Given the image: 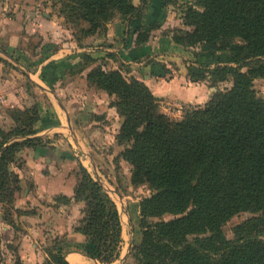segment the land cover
<instances>
[{
	"label": "trees",
	"instance_id": "obj_1",
	"mask_svg": "<svg viewBox=\"0 0 264 264\" xmlns=\"http://www.w3.org/2000/svg\"><path fill=\"white\" fill-rule=\"evenodd\" d=\"M52 1L65 21L81 26L88 36L116 13L139 19L149 0ZM167 1L160 0L162 6ZM198 6L184 18L192 30L174 31L172 41L184 50L198 45L201 52L225 53L228 64L212 74H221L218 81L232 78L230 89L202 107L187 106L182 119L172 121L160 113L144 83L120 70L98 65L86 76L90 85L113 97L110 105L123 119L117 140L126 144L121 157L131 167L132 184L152 191L139 203L142 229L130 254L133 264H264V99L252 89L255 78H264V0H199ZM146 39L142 35L135 46ZM9 112L13 126L8 131L0 127V203L12 199L18 175L10 165H21L20 152L47 144L34 137L39 132L35 124L43 118L40 109L34 105ZM78 170L72 199L84 203L83 217L65 241L55 237L45 264H68L69 252L103 264L119 257L116 205L86 169L79 165ZM243 212L253 216L235 226L233 240L226 239L223 225ZM166 214L175 218L162 220ZM148 218L160 220L148 223Z\"/></svg>",
	"mask_w": 264,
	"mask_h": 264
},
{
	"label": "rangeland",
	"instance_id": "obj_2",
	"mask_svg": "<svg viewBox=\"0 0 264 264\" xmlns=\"http://www.w3.org/2000/svg\"><path fill=\"white\" fill-rule=\"evenodd\" d=\"M155 1L153 4L157 6L156 8H163L164 11H166L165 17L158 19V21L149 22L146 25H151V27L144 31L139 30L135 32L134 29L141 25H139L140 23H134L130 29L135 38L134 41L141 39L142 35L147 37L146 41H149L153 34H155L154 37L157 39L161 38L160 35L169 36L171 38L172 33L176 30H192L191 26L185 25L184 18L189 8L200 10V7L198 6L199 0H168L167 4L164 6H162L160 0ZM32 7H34V9H31ZM58 9L59 6L54 4L52 0H3L2 9L0 10V18H13V20L14 18L25 19L34 17L33 15L35 14L36 18H39L44 22L47 21L45 23L47 26L43 27L41 30L46 31L48 27H54L55 35H53L56 39L63 41L64 38H71L74 45L76 43L77 46H88L89 54H82L83 58L81 59V66L70 72V76L68 78L73 79V82L76 81V77L78 78V74L81 73L82 70H86V72H88L90 69L98 65L109 70L113 66V61L108 58L112 56L115 59V55L112 54V52H115L111 47L112 44H110V40L107 41V39L103 37L101 41H99V45H93V42L96 41L95 37L97 36L98 38L103 35L110 23L114 22V20H120L125 23V21H130L131 19L139 21L140 18H144V12H142V16L138 20H136L137 16L131 17V15L126 16L124 17L125 19H123L122 15L116 13L114 17L106 23L102 30L98 33L96 32L86 36L83 32H81V26H75L72 22L65 21L66 18L64 15L60 16L58 14ZM173 20H175V23H172ZM14 23L6 26L0 25V79L8 78L11 82H23L22 86L25 90V94L28 95V98L32 103L36 100L46 103V95L36 90L34 86H32L30 82L21 75L19 70L12 67L11 64L13 62L14 64L23 66L24 70L28 71L29 69L33 70L38 68L39 64L43 62L44 58L48 56L49 51H51L55 45L53 46L45 43L44 46H42L41 39H39V37L33 32L36 28L32 26L30 22H27L24 25H21V22L19 21H14ZM52 23L54 24L52 25ZM83 29H86V27L84 26ZM146 31H148L147 34H145ZM11 36L14 40L19 39V41L16 40L14 46L9 45V39ZM157 39H152V42ZM120 41L123 44L124 38ZM126 44L128 43L126 42ZM40 47L41 49H43V47L46 49L49 48V50H45L43 52L44 56L41 55L39 57L37 56V49ZM104 48L111 50L103 51ZM99 49L102 53L98 54V52H100ZM2 50H7L9 54L2 52ZM43 53L41 51V54ZM162 54L163 56L161 57H163L164 60L159 63L162 67L161 73L153 72L151 75L153 80L151 78L149 79L150 84L153 85L152 88L155 86L159 90L161 82H167L172 80L174 77H178L177 81L179 83L181 82L183 88L185 89L184 97H174L172 95L164 96L161 93L154 92L152 90V92H154L152 95L158 100L160 113L172 121H179L182 119L184 109L187 106L202 107L217 92L226 91L232 86V78L230 75L224 77V80L218 81L221 74H212L216 67H222L228 64L227 55L223 52H201L199 46L196 45L189 47L187 50H184L180 46V48L168 50ZM142 55L146 56L144 54ZM164 57H166V59ZM168 57L169 59H167ZM152 58H145L146 63L147 61L154 63ZM134 59L139 60L140 56L136 55ZM7 61L11 62L8 63ZM27 61H30V64H28ZM50 66L54 67V63H51ZM59 67L56 66L53 68L56 69V76L59 77L57 82L61 80ZM126 67V65H118L114 68L120 70L126 78H133V76L128 77L129 68ZM246 71L247 69L243 68L241 72L246 73ZM65 78L67 79V77ZM65 78H63V80H65ZM140 79L137 80L144 83L146 86V81L148 79L142 77ZM86 84L89 89L91 88L89 91L101 93L102 96L110 98L109 105L112 101H114L112 96L96 89V87L90 85L87 80ZM195 88L203 91L202 99L196 100L195 97H193L194 93L188 92L190 89L192 90ZM148 89L150 90V88ZM252 89L257 97L264 99V78H255L252 82ZM16 91H18L16 92V95H18L20 89H17ZM33 91H36L37 94L34 95ZM106 102H108V99ZM38 104L39 103H36L35 106L40 109ZM110 108H113L109 112L110 121H112L111 128L113 130L109 131V136L104 139L103 143L97 138L90 136L91 142L94 143V141H97L99 146L103 147L101 153L99 154V158L102 161L101 164L103 171L100 170L101 173H96L93 171L88 162L86 165L93 176L98 175V178L102 181L103 189L116 205L119 216L121 217L119 219L122 231L120 254L127 255L133 264L130 252L132 253L134 244L139 242L140 231L142 229L141 224L139 223V203H141V201L145 198H149L152 195V191L147 187V185L132 184L131 167L121 157V153L126 147V144L119 143L117 140L123 119L119 116L115 107L110 105ZM13 109L19 108H11L10 110H6V113L3 111L2 113H5L6 116L10 117L9 111ZM40 111L43 117L44 111L42 109H40ZM23 119L24 117H22V122ZM40 122H36L35 129H39L40 126H44L42 123L40 125ZM12 126L7 127V124L4 123H1L0 125V127H2L5 131H8V129ZM40 138L43 141H47V138H45L44 135ZM86 138L88 139V137ZM61 155L64 158H68L70 160L74 159L77 162L79 161L78 157L69 153L67 150L62 151ZM81 158L84 159L82 156ZM20 160L23 161L22 157H20ZM78 166L79 164L75 165V169H73V166H68L63 175L72 176L75 182H77L79 174ZM10 169H12L14 173H17L18 182L13 183L12 188L14 191L11 201L8 203H0V264H31L33 259L35 264H45V262L49 259L48 248L50 249L51 245L54 243L55 237H60L61 242L66 239V235H64V233L59 234L58 232L62 231V229L64 230V228H75L79 225V222L83 217L84 203L76 202L72 199L76 185V183L70 185L73 181L72 179H70V183L67 185L56 188V191L58 190L62 191V193L68 192L72 194L71 197L63 195L62 193L57 194V197H67L71 199L69 203H66L62 199L56 200V195L53 194L55 190L43 193V191H39L37 187L30 184V182H27L29 179L26 174L27 172H24V170L22 171L21 165H18V161L16 164L10 165ZM46 188L48 187H42V189ZM46 211L50 215H47L45 213ZM40 212H43L44 217L38 219L37 216ZM252 216V214L247 212L238 213L232 216L222 227V231L226 239L233 240L235 226L245 222ZM172 218L175 217L166 214L161 219L167 221ZM159 220V218H148L147 222L154 223ZM38 221H40V229L35 231L36 227H34V225L37 226ZM207 235L208 234H205L203 237ZM261 241L264 242V236L261 238ZM22 244H25V247L21 248ZM32 244H35L36 247L39 248V260L36 258V254L32 253L33 249H31L30 246Z\"/></svg>",
	"mask_w": 264,
	"mask_h": 264
},
{
	"label": "crops",
	"instance_id": "obj_3",
	"mask_svg": "<svg viewBox=\"0 0 264 264\" xmlns=\"http://www.w3.org/2000/svg\"><path fill=\"white\" fill-rule=\"evenodd\" d=\"M154 1L155 0H149L147 2L143 14L144 18H140L139 21H125L124 23L120 20H114V22L108 25L103 35L98 38L97 36L95 37L96 41L93 42V45H99V41L105 37L107 41L110 40V44H112L111 47L115 52H112V54L115 55L113 68L118 65H126V68H129V71L127 70L129 73L128 77L133 76V78L136 79H140L141 77L148 79L146 81V86L150 88L151 92L153 90L164 96L172 95L174 97H184L185 89L181 82L179 83L177 81L178 77H174L167 82H161L159 90L155 86L152 88L153 85L150 84L149 80L153 72L161 73L162 67L159 63L164 60L163 57H161L163 56L162 53L168 50H175L176 48H180V46L174 44L169 36L160 35L161 38L157 39L154 37L155 34L151 36L149 41H146L140 46H135L134 44L135 38L130 31L134 23H140L139 25L143 26L149 22L158 21V19L166 15V11H164L163 8H156L157 6L153 4ZM2 5L3 0H0V10L2 9ZM31 9H34V7ZM33 16L34 17L25 19L14 18V20L13 18H0V25H11L14 21L21 22V25L30 22V24L36 28L33 32L41 39L42 46H44L45 43L48 45H55V47L49 51L48 56L44 58L43 62L39 64L38 68L33 70L29 69L28 71L24 70L23 66H19L13 62V65L11 64L12 67L19 70L21 75L24 76L36 90L46 95L47 101L43 103L36 100L32 103L28 95L25 94V90L22 86L23 82L15 83L13 80V82L8 80V78L0 79V125L4 123L9 127L13 124L10 117L5 115L6 110H10L11 108H29L39 103L40 109L44 111V116L41 119L40 125L42 123L44 126H40L39 132L36 133L34 137L40 138L44 135L48 142H46L47 144H45L46 146L44 147L24 148L20 152L19 157H22L23 160L21 161V169L22 171L24 170V172L26 171L29 177L27 182H30V184L37 187L39 191H43V193L55 190L53 194L57 197L58 193H62V191H56L57 187L67 185L70 183V179L73 180L70 185L76 183L72 176L63 175L66 168L68 166L74 167L79 164L87 170L91 177L96 180L98 179L97 181L102 186V181L98 178V175L93 176L86 164L88 162L94 172L101 173L100 170H102L103 167L99 154L103 147H100L97 141H94V143L91 142L90 136L97 138L103 143L104 139L109 136V131L113 130L111 128L112 121H110L109 117V112L113 109L110 108L109 105L110 98L102 96L101 93L89 91L91 88L89 89L86 84V76L89 71L86 72V70H82L81 73L78 74V78L76 77L75 82L72 81L73 79L68 78L72 70L78 69L81 66L82 54H89L88 46H77L76 43L74 45L71 38H64L63 41L56 39V37H54V27H48L46 31L41 30L43 27L47 26L45 24L47 21L44 22L36 18L35 14ZM172 23H175V20H173ZM53 24L54 23H52V25ZM122 38H124L123 44L120 41ZM152 39L157 40L152 42ZM16 40L17 39L14 40L11 36L9 45L14 46ZM17 41H19V39ZM126 42L128 44H126ZM45 50H49V48H38L37 56H44L43 52ZM110 50L111 49L104 48L103 51ZM41 51L43 54H41ZM99 51L98 54L102 53L100 49ZM136 55L140 56L139 60L134 59ZM145 58H152L154 63L151 61H147L146 63ZM164 58L166 59V57ZM167 59H169V57ZM7 62L10 63L11 61ZM27 62L30 64V61ZM51 63H54V67L60 66L61 80H59V82H57L59 77L56 76V69L50 66ZM65 77H67V79ZM63 78H65V80H63ZM197 88L190 89L188 92L194 93L193 97L199 100L203 97V91ZM17 89H20L18 95H16V92H18L16 91ZM154 92H152V94H154ZM33 94L36 95V91H33ZM107 99L108 102H106ZM2 111L5 113H2ZM86 137H88V139ZM15 140L19 141L21 138H16ZM64 150L78 157L79 161L77 162L74 159L70 160L64 158L61 155V152ZM81 156L84 159H82ZM73 169H75V167ZM46 186L48 188L42 189V187ZM62 194L70 197L72 196V194L68 192H63ZM45 213L50 215L47 211ZM37 217L38 219L44 217L43 212H40ZM39 222L40 221H38L37 226L34 225V227H36L35 231L40 229ZM73 232L74 228H64V230L62 229V231L58 233H64V235L67 236ZM30 246L31 249H33L32 253H35L36 258L39 260V248H37L35 244ZM22 247H25V244H22L21 248ZM65 260L68 264H103L79 252L67 253L65 255ZM31 264H35L34 259ZM109 264L132 263L127 255H121L119 252V257Z\"/></svg>",
	"mask_w": 264,
	"mask_h": 264
},
{
	"label": "bare ground",
	"instance_id": "obj_4",
	"mask_svg": "<svg viewBox=\"0 0 264 264\" xmlns=\"http://www.w3.org/2000/svg\"><path fill=\"white\" fill-rule=\"evenodd\" d=\"M121 218V217H120ZM123 218V217H122Z\"/></svg>",
	"mask_w": 264,
	"mask_h": 264
}]
</instances>
